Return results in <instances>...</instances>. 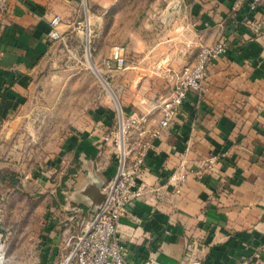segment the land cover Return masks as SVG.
<instances>
[{
    "label": "crops",
    "instance_id": "1",
    "mask_svg": "<svg viewBox=\"0 0 264 264\" xmlns=\"http://www.w3.org/2000/svg\"><path fill=\"white\" fill-rule=\"evenodd\" d=\"M236 2L180 0L168 27H152L149 43L123 22L121 9L115 17L122 36L113 51L123 49L127 64L104 70L125 113L148 116L147 140L183 69L203 47H228L209 65L205 92L190 94L152 140L140 181L146 193L128 207L118 234L130 264L152 254L163 264H264V7L253 11L245 2L237 9ZM102 4L108 13L125 2ZM83 10L82 0H13L0 15V130L15 134L24 105L47 94L42 73L55 45L51 20L62 17L60 30L69 34ZM116 124V108L97 107L69 129L59 155L38 175L41 193L53 187L64 195L40 240V264L64 261L70 240L102 205L117 164L104 135ZM139 139L133 134L130 141Z\"/></svg>",
    "mask_w": 264,
    "mask_h": 264
},
{
    "label": "rangeland",
    "instance_id": "2",
    "mask_svg": "<svg viewBox=\"0 0 264 264\" xmlns=\"http://www.w3.org/2000/svg\"><path fill=\"white\" fill-rule=\"evenodd\" d=\"M102 1L89 0L79 19L90 17L91 38L85 31L74 30L54 42L42 73L46 96H40V101L36 96L33 103L24 105L15 134L0 130V264L41 263L40 240L57 216L54 204L64 195L53 187L48 194L41 193L38 175L43 176L45 165L59 155L73 125L86 122L97 107L115 109L119 103L104 66L121 42L115 24L119 10L123 22L141 31L149 43L152 27L164 30L161 26L168 27L180 8V0L170 7V0H124V7L116 5L104 13Z\"/></svg>",
    "mask_w": 264,
    "mask_h": 264
},
{
    "label": "built area",
    "instance_id": "3",
    "mask_svg": "<svg viewBox=\"0 0 264 264\" xmlns=\"http://www.w3.org/2000/svg\"><path fill=\"white\" fill-rule=\"evenodd\" d=\"M12 1L0 0V15L8 12ZM82 1L84 7H87L89 0ZM245 2L253 11L260 6L264 7V0H237L236 8L240 9ZM61 23L62 17L59 15L51 20L52 30L49 38L53 42L60 41L64 37L60 30ZM91 26L92 21L87 16L85 20L76 22L74 30L85 31L91 38ZM227 48L225 41H220L212 47H203L196 61L183 69L177 77L173 92L163 101V119L160 127L150 132L148 140L146 139L148 116L136 112L126 114L117 102L116 127L104 135V142L111 145L116 158V173L110 184L105 187V199L100 208L89 216L76 240H70L72 243L70 254L64 261L56 264H130L125 257V246L118 238V234L128 207L143 198L146 193L147 187L140 181L144 174L146 160L153 147L152 140L159 138L163 129L171 125L190 94L202 95L205 92L209 65L226 53ZM126 64L127 59L121 48L115 49L112 56L104 60V66L118 71L125 69ZM105 84L108 86V81ZM133 134L140 138L137 144H132L130 141ZM178 180L183 184L186 182V177L182 176ZM77 213L81 214L83 211L79 210ZM141 264L163 263L158 260L157 255L152 254ZM187 264L201 263L191 260Z\"/></svg>",
    "mask_w": 264,
    "mask_h": 264
},
{
    "label": "bare ground",
    "instance_id": "4",
    "mask_svg": "<svg viewBox=\"0 0 264 264\" xmlns=\"http://www.w3.org/2000/svg\"><path fill=\"white\" fill-rule=\"evenodd\" d=\"M98 71V70H97ZM0 263H1V261H0Z\"/></svg>",
    "mask_w": 264,
    "mask_h": 264
}]
</instances>
